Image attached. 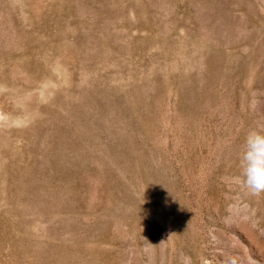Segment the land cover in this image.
<instances>
[{
    "label": "rangeland",
    "instance_id": "374dc122",
    "mask_svg": "<svg viewBox=\"0 0 264 264\" xmlns=\"http://www.w3.org/2000/svg\"><path fill=\"white\" fill-rule=\"evenodd\" d=\"M253 129L264 0H0V264H264Z\"/></svg>",
    "mask_w": 264,
    "mask_h": 264
},
{
    "label": "clouds",
    "instance_id": "9594fccd",
    "mask_svg": "<svg viewBox=\"0 0 264 264\" xmlns=\"http://www.w3.org/2000/svg\"><path fill=\"white\" fill-rule=\"evenodd\" d=\"M240 167L239 179L246 189L254 195L264 192V133L261 131L253 129L246 136Z\"/></svg>",
    "mask_w": 264,
    "mask_h": 264
}]
</instances>
